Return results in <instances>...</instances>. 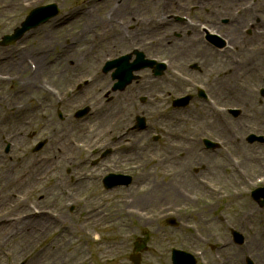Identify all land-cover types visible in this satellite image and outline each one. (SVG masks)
<instances>
[{
  "label": "rangeland",
  "instance_id": "374dc122",
  "mask_svg": "<svg viewBox=\"0 0 264 264\" xmlns=\"http://www.w3.org/2000/svg\"><path fill=\"white\" fill-rule=\"evenodd\" d=\"M93 1L0 0V38L2 35L11 32L32 7L55 2L61 8L60 14L56 18L30 31L19 43L9 46L8 48H0V57L6 56V59H13L14 63L17 59L21 58L25 66L24 71L13 63L8 65L9 61L2 62L4 67L0 69V73L4 75L5 78L3 82H0V121L5 123L6 126L0 127V152L4 147V143L8 141L18 143L19 141L27 139L28 136L35 135V138H46L48 140L50 139L52 142L49 144V147L45 148L42 152L33 154L32 152L25 153L23 150H19L17 153L12 154L15 156L7 157L3 159V162L0 160V205L5 203L8 207H14L16 211L19 210V205L24 204L26 206L24 209L33 214L34 211H47L43 217L48 221L49 208L56 209L66 226V228L63 229H54L50 233L49 229L44 230V234L46 235L38 241H33V243L28 245L25 249L19 248L17 241L20 235L34 233V230H22L25 226L21 224L15 225L12 228L7 227L5 229H0V264H133L129 256L136 247L137 239H142L148 248L142 253L141 264H172L170 257L173 248H182L192 252L197 257L198 264H213L212 261L216 256H221V264H245L244 256H250L256 264H264V238L259 240L257 244H252V228L260 225V221L264 218V207H260L252 200L250 195L255 186L257 184H259V186L263 185L264 181H261L262 183L256 181L253 184L248 181L254 180L255 177L260 176V173L264 172L261 163L253 161V163L247 164L244 163V159L236 156V161L239 160L238 165L245 168L246 172L238 174L236 181L233 178L230 180V177H228L226 181L221 178L220 181V179L212 177V175L203 174L204 176L201 177H205L212 187L218 185L222 186L223 183H227L228 186H230L229 189L224 186L220 191L222 194L221 197H217L212 188L201 182L196 183H198V186L204 185L207 191H202L196 187L193 188L191 185L190 187H186L188 192H192L191 195L185 194L187 197L181 195L183 192L182 189L177 192L176 197H174L171 192L167 191L168 185L166 184L169 183L172 177L168 174L174 172L177 166L173 162L162 163V159L164 158L163 155L168 152L166 150H170L168 149V137L162 135V138L158 142H155L152 134H158L160 131V121H158L159 113L165 109V114H168L169 108H171V100L179 96L180 91L185 92L189 90V88L181 87V89L175 90L174 81L176 80L175 71L177 67H174L172 56H166L165 51L167 49H165L163 53V50L157 49V47L152 44L154 40L151 42L152 35L149 34V31H152V33L158 31L151 29L144 35L137 36L133 32L132 26H126L129 32V37L127 38L126 36L124 38L126 48L117 51L113 55L111 54V57H118L121 54L131 52L134 48H138V50L144 52L146 58H156L160 61L161 59L168 60L167 69L163 75L164 78L161 80L163 86L161 90L157 87L160 83V79L157 77L154 78V85L150 84L153 88L150 86L145 89L144 86L151 77L149 74L148 77L146 75V73L150 71L148 69L141 70L138 73L141 76V80L137 83L135 82V84L131 86L132 92L140 86L143 87L141 93L136 96L138 97V100L136 99L138 104H135L134 108L125 107V110L119 108H117V110L115 109L116 104H122V98L126 99L125 96L127 92H120V95L115 96L117 93H113V85H108L109 88L104 90L105 96L102 94L104 96H102V99L101 95H95L96 88H93L94 84L82 85L81 89H77V84L83 82L82 77H79L82 67L85 65L86 71L93 68L92 71L84 75L91 76L94 74V70L98 65L94 67L96 62L93 63L89 60L90 57H94L96 60V57H98L97 55L86 58L85 55L81 54L87 46L83 39L89 34L88 30L84 29V14L85 10H87ZM186 1L190 4L185 10L182 9L178 11L176 5H172L173 12L176 11L175 13L180 14L172 17L170 15H172L171 13L173 12L170 11V7L168 9L164 3L157 4V2L151 6L143 3L141 6L136 7V2L130 0V9L127 10V13L133 12L134 15H141L147 11H157L164 8L166 12H168L166 14L168 22L162 25L160 33L164 34L163 36L160 34V36L164 38L168 35L169 41L176 42L180 41L179 39H186L189 35H186V33L182 34L180 31L174 32L173 30H168L171 28L170 22L174 25H182L181 29L184 30H187L186 26L190 25L192 18H199L201 19L200 21L207 22V19H204V15L196 16L198 15L197 11L194 9L191 10L190 8L194 6L192 4L196 3L198 5L199 2H201V4H199L201 6L202 2H205L204 0ZM28 2L31 4L29 7L26 6ZM258 2L259 0H255L253 7L258 4ZM124 3L125 2H123V4ZM243 3V0L236 4H228L227 1H223L218 7L226 6V9L229 11L231 8L230 15H235L233 8H240L244 5ZM204 7H207L204 9H210V7L213 6L207 2L204 4ZM186 9H190L191 11H186ZM110 11L109 16L111 15V17H109L108 20H102L104 18H100V11L95 12L94 22L89 23L90 30L96 29V32H100L102 29H108L112 25L116 26L119 23L123 25L126 17L124 15L126 13L124 8L119 6L117 12L113 10ZM246 12L252 13V11L249 10ZM185 16L188 20L185 19ZM169 17H171V20ZM260 17L264 20V13H260ZM247 18L254 17L249 14ZM249 23L251 22L246 21V26L247 24L250 26ZM92 25H94V27ZM258 30L261 31L264 37V25L260 28L258 27ZM241 31L243 30L241 29ZM243 34L246 37L250 36L245 30ZM68 35L69 37L67 38L66 36ZM89 36L90 34L88 37ZM43 41H46V45L44 49H39L37 46L42 44ZM261 43L264 45V38L261 40ZM73 44L77 45L78 48H75L77 53L72 55V61L77 62V60L82 58H84L85 61L82 59L83 61L81 60L79 63L74 64L61 62V59L58 60L57 58L60 56V51L71 50ZM101 52H104V50ZM37 55L44 59V69H42L41 77H36L39 86H42L39 90L37 88L34 89L33 85L26 78L32 75L29 70L30 64L34 66L32 71H36L37 69ZM26 59L31 63H27ZM105 59L104 57L100 60V69L98 68L99 73L97 76L102 78V76L108 75V80L110 82L112 80L111 76L109 74H103L101 69L106 61ZM59 61L60 63H58ZM50 64L53 66L55 65L54 70L56 74H54L53 78L46 72V68ZM88 65L90 66L89 68ZM58 73L63 74L62 76H58ZM142 77L147 78L142 79ZM186 83L188 82L186 81ZM22 90L25 91L23 94L21 92ZM50 90L51 92H49ZM55 91H57L58 94L60 92L66 93V99L64 100L66 102L61 110L65 114L70 115L62 122L55 117L54 122L50 124L49 113L52 109L56 108L57 103L56 96L58 94H55ZM175 91L178 92L175 93ZM18 92H21V94H18ZM144 95L147 96L148 99L151 98L150 104L152 105H143L142 102H140L139 98ZM255 95L263 99L264 102V97L262 98L258 93H255ZM159 101L163 102L162 106H159ZM85 105H90L92 107V113L84 122L82 120H75L72 117L73 112L77 108ZM99 106H102V108L98 109ZM192 107L193 105L188 109H180L177 113L180 116L189 114L188 110L192 109ZM261 111L263 112V110ZM105 112L110 115V119L107 120V123L97 120L100 119V115ZM140 113H145L149 121L151 132L149 133L146 131L142 134L138 133L128 136L130 139L132 138L133 144H138V152H133L131 157L133 163L140 164V166L136 169L132 186L123 188L119 191V196L132 198L131 201L129 200L126 202L127 204H124L118 201L119 198L114 200L115 196H112L110 192H105V190L94 181L85 180L76 185L72 180L71 183L69 182L68 175L63 169L62 161L60 157H58L67 149L64 147L62 149L63 152H61V149L58 148L62 145L60 143L55 148L56 143L60 139H66L67 142L68 140L84 141L86 143L85 147H89L91 144L84 138H89L92 141L95 140L92 144L94 145L98 143L97 136H99V141L103 140L102 130L93 135L95 139L91 138L90 135L86 137V133H78L77 131L89 129L90 132L88 134L92 136L93 133L91 131L99 124L103 123L105 124V128L109 127V131H113V135L116 137L124 128L122 125L129 124L133 119L132 117ZM241 118L246 119L244 116H241ZM115 120L119 121L116 122L118 125H112L116 124L113 123ZM27 121L29 125L25 126ZM243 121L245 122V120ZM250 124L256 127H252V130L258 131L255 120ZM180 128L181 126L178 127V129ZM70 130V137H66V135L63 136L64 132L66 133V131ZM167 130L168 127L166 128V131ZM107 134L109 135V133ZM70 149L71 151H84L81 147H70ZM178 154L181 153L177 152L175 155L178 156ZM258 156L259 155H256V157ZM49 158H51V160H49ZM155 158L161 159V161L158 162L154 160ZM215 158L216 159H209L205 157L204 160H208L209 162L212 161L213 163L215 160L223 161L224 164H230V166L233 163L232 161L235 160L234 158ZM33 161L36 163L41 162L45 167L37 174V185L33 188H29L27 185L30 184L24 185L21 183V180L28 175L29 170L27 166ZM181 162H183V160H181ZM28 163L30 164L27 165ZM22 165L27 166L19 169ZM48 166H50V169ZM194 168H196V166L192 168L191 174L197 177L200 172L195 171ZM87 171L88 169H86V173ZM229 172L230 170L228 169L225 175H228ZM102 173V171L96 168L90 171L89 174L97 178ZM42 176L46 177L40 181L39 177ZM4 177L5 179L9 177L11 182L7 184ZM227 193L231 195L238 194L237 199H230L225 195ZM39 195L46 196L44 198L45 200H40ZM78 197H80V201ZM21 198L23 199L21 200ZM211 198L216 200L214 204H208L207 201L213 200ZM191 199L210 205L207 223L196 221L197 217L194 213L196 207L189 201ZM248 204L255 208L253 219L251 221L238 220V214L246 209ZM96 210H103L110 216L111 221L103 224L97 223L95 228L87 230H85V228L83 230L80 229L81 224L86 221L91 214L98 212ZM41 213L40 215L43 214ZM26 215L27 214H18V217L24 219ZM169 215L181 221L179 227L174 228L168 226L164 222L165 217ZM196 222L199 226H203L205 231L209 232L207 237H200L194 234L195 230H197ZM2 224L3 221L0 222V226ZM89 226L90 225L86 228ZM29 229H33V227H29ZM66 229L69 234L71 233V237L69 241L60 248L59 261L54 262L53 260H49V241ZM231 229H236L243 233L245 236V243L243 245L237 246L232 241ZM40 232L42 233V231ZM222 247L223 249H221ZM222 250L226 251V255H224Z\"/></svg>",
  "mask_w": 264,
  "mask_h": 264
},
{
  "label": "bare ground",
  "instance_id": "6f19581e",
  "mask_svg": "<svg viewBox=\"0 0 264 264\" xmlns=\"http://www.w3.org/2000/svg\"><path fill=\"white\" fill-rule=\"evenodd\" d=\"M93 1V0H91ZM130 0H95L93 1L90 6L85 10L84 14V19L85 23L84 29L88 30L90 36L88 35L83 39L85 44L87 45L85 50L81 53L86 56V58L92 56V55H97L96 60L94 57H90V61L95 63L94 67L102 60V58L106 56H111V54H115L117 51L126 48V43L124 41V38L126 35H129V32L127 31L126 26H132L133 27V32L137 36L144 35L148 30L154 29L158 32L152 33V31H149L152 36H151V42L154 40V46L158 48H165L167 49V46H173L175 45L173 42H167V37L165 36L162 38L164 33H160L162 30V25L166 24L168 22V18H166V10L163 8L161 10H152V11H147L144 14L141 15H134L133 12L127 13V10L130 9ZM133 2H136V7L141 6L143 3L146 5H153L157 2V4H162L164 3L166 8L169 9L170 11L173 12L172 5L178 6V10L183 8V6H186L185 1L186 0H131ZM223 1H227L228 4H236L238 2H241L242 0H208L209 4H211L212 10L211 12L213 14H218L222 12L223 10H219L218 5L222 3ZM250 0H243L244 5H248ZM123 2H125L123 4ZM127 2V3H126ZM123 7L126 13L124 14L125 20L123 25L119 23L118 25H112L108 29H102L100 32H96V29L90 30L89 23L94 22V13L95 12H101L100 18H104L102 20H108L109 13L111 12L110 10H113L117 12L118 7ZM113 7V8H112ZM256 9L255 11H252V13H247L245 10L240 13L239 16L237 17H232L227 15V13H230L229 11H225L224 15H227L230 17V24L228 27H226V31L230 34H233L234 36V42H231V44L235 45L236 52L238 54V57L242 61H239L235 58L232 57L235 54L232 53L230 54V60L228 62V69L226 72L228 73L226 79H224L225 84L229 87L230 93L237 92V94H240L243 98H247L248 100L253 94V86L254 84L252 83L254 79H257L260 75H264V45L261 43V40H263V36L261 34V31L258 30L257 28H254L255 22L253 23V32L249 37L244 36L241 31H240V23L246 19L247 16L253 15L254 20L260 17V13H264V0H259L258 4H256L254 7ZM79 10V9H78ZM81 12V11H80ZM252 17V16H251ZM261 18V17H260ZM264 18V17H263ZM171 19V17H169ZM264 21L263 19H261ZM108 22V21H107ZM171 28L168 30H175L179 29L180 26L178 24L174 25L171 24ZM94 27V25H92ZM190 28H193L190 26ZM223 28V27H222ZM220 27V29H222ZM194 29V28H193ZM161 34V36H160ZM201 33H192L190 37L188 38V41L192 45H201L202 52L203 54H206V50L212 53V50L205 47L203 45V42H201L200 39ZM160 36V37H159ZM67 38L69 37L66 36ZM46 41H43L42 44L38 45L37 47L39 49H44ZM71 50L68 49L66 51H60L61 56H59L57 59H61V62H69V63H74L77 64L79 63L82 59L77 60V62L72 61V55L74 53H77L75 48H78L77 45H72ZM104 50V52L100 51ZM190 49H182L181 52L179 49H168L166 50V55H176L177 53H181L183 55H187L190 53ZM218 52V51H216ZM223 55L226 56V52L222 51ZM101 56V57H100ZM244 58H243V57ZM37 69L36 71L32 74L27 76V80L30 81V83L33 85L34 89H40L42 86L38 84L37 78L36 77H41L42 69L43 68V61L44 59L41 56H37ZM178 58H181L179 55ZM228 58V57H227ZM82 60V61H83ZM174 60L178 62V60ZM56 61V60H55ZM85 61V60H84ZM240 62L238 67L235 65ZM60 63V61L58 62ZM60 65V64H59ZM19 66L21 69L25 71V66L23 60L19 62ZM55 66V65H54ZM52 64L48 65L46 68V72L49 73L50 77H54L55 73V67ZM90 66L88 65V68ZM31 69V66H29V70ZM67 69V68H66ZM82 70L86 71L85 65L82 67ZM44 71V70H43ZM75 71V70H73ZM82 71V72H84ZM85 73V72H84ZM147 77L149 76L148 73H146ZM62 76V75H61ZM147 77H142V79L147 78ZM154 79H148L147 83H150L151 85H154ZM109 80L108 76H103L100 80L95 82L94 88L97 90V94L99 95L100 93L105 90L108 85H109ZM159 85H157L158 87ZM231 87V88H230ZM22 94L25 91H21ZM21 92H18V94H21ZM264 107V106H263ZM120 108V107H117ZM255 116L254 119L257 123L259 124H264V113H260V109L255 110L254 112ZM251 115V114H250ZM249 115V116H250ZM248 116V117H249ZM179 119L180 124H183L187 121L188 118L182 117V116H177ZM250 117H253L252 115ZM190 118L194 121L199 119V116H190ZM110 119V115L105 113H102L100 115V121L107 123V120ZM220 123V122H219ZM235 137V135H232L231 137H228L229 139H232ZM185 143H187V140H184V143H181L177 149H183L185 147ZM239 144V142H238ZM242 147L241 145H239ZM256 158V159H255ZM183 162L176 158L173 154V150L170 151V153L166 154L164 157L163 161H173L176 166H178V170L174 174L173 178L170 181V184L168 186L169 192L176 197L177 192L179 189H184L182 192V196L185 195L188 191L186 190V187H190L191 185L193 188H199L198 184L196 183L198 179H200L201 175L197 176L195 178V181L191 179V174L189 170L196 164H199L200 162H203V160H200L199 155L192 154V153H187L184 158ZM242 159H244V163L251 164L254 162H259L261 163L262 169H264V150L260 151L259 156L256 157L253 153H245L242 156ZM254 159V160H252ZM50 163V162H49ZM28 163L27 165H29ZM27 165H22L19 167V169H22L23 167H26ZM205 170L203 171L204 173H209L214 176H220L221 175V168L226 166L222 163H219L217 161H214L213 163L206 162ZM44 164L36 163V162H31L29 166H27L28 175L21 180V183L29 186V188H33L34 186L37 185L36 177L37 174L40 173L42 168H44ZM50 169V166H48ZM261 169V170H262ZM232 173H236V170H233ZM260 177L264 178V172L260 173ZM41 178V177H39ZM5 179V177H4ZM175 181V182H173ZM199 181V180H198ZM11 180L7 179V184L10 183ZM187 194H191V192H188ZM26 207L24 204L19 205V210L15 211L14 207H8L5 203L3 205H0V222L3 221V224L0 226V229H5L7 227L12 228L15 225L21 224L25 227L22 228V230H34V233H25L20 235L19 240L17 241V245L21 249H25L28 245L32 244L33 241H38L42 239L46 234H44V230L49 229V233L53 231L54 229H63L66 228L65 224L61 220L60 214L58 210L56 209H51L49 208V221L44 219L43 216H45V212L47 211H37L34 214L29 213L28 210L24 209ZM21 211V212H19ZM98 211L97 213L91 214L85 222H83L80 226V229L86 228L88 225L90 226H95L97 223H105L110 220V216H108L103 210ZM43 214H42V213ZM36 213H39L38 215H35ZM40 213L42 215H40ZM255 213V208L252 205H247V208L242 210L237 218L240 221H251L253 219ZM18 214H27L24 219L18 217ZM48 216V215H47ZM30 217V218H29ZM28 218V219H27ZM38 218V219H37ZM29 227H33V229H29ZM8 228V229H9ZM42 231V233L40 231ZM71 233H68V230L62 231L57 237L51 239L49 241V260H53L54 262L59 261L60 259V253L59 250L62 248L65 243L69 241V238ZM252 244H257L259 240H262L264 238V218L260 221V225H257V227L252 228ZM224 255H226V251L222 250ZM213 264H221L222 263V258L221 256H216L215 259H213Z\"/></svg>",
  "mask_w": 264,
  "mask_h": 264
},
{
  "label": "flooded vegetation",
  "instance_id": "af4514ba",
  "mask_svg": "<svg viewBox=\"0 0 264 264\" xmlns=\"http://www.w3.org/2000/svg\"><path fill=\"white\" fill-rule=\"evenodd\" d=\"M203 60L205 61L206 55L205 54H201ZM219 66V65H218ZM218 66L215 64V66H213V64L205 61L203 68L196 67V69L200 70V71H206V72H211L214 69L217 70ZM223 75H212L209 78V82H207V86L204 87V90L207 94V98L205 99L206 102H211L214 103V105L217 106H225L227 105V103L229 102L227 96H226V88L223 86ZM210 96L214 99L211 100ZM204 123L200 126V128L197 125H194L195 127H193V131L195 132V134H203L202 136H200V139L204 145V147H206V144L204 142L205 138H210L213 140H219L222 142H225L227 139H229L228 137L232 134V135H236L238 132V129L240 130L241 127L238 126L237 127H231L229 124L221 122L218 123L217 125H211L206 123V120H203ZM223 121V120H221ZM220 122V121H218ZM219 147V146H218ZM217 147V148H218ZM220 148V147H219ZM126 153L125 150H121V151H116V150H112V147L110 149V153H109V157H108V165H110V167L115 170V171H120L122 173H130V166L129 164V160L127 158H124L123 155ZM79 159L78 157H73V158H66L65 162L68 165H75L74 167L81 169L84 168L87 164L88 161L86 160H77ZM101 162H98V164H100Z\"/></svg>",
  "mask_w": 264,
  "mask_h": 264
},
{
  "label": "water",
  "instance_id": "95a60500",
  "mask_svg": "<svg viewBox=\"0 0 264 264\" xmlns=\"http://www.w3.org/2000/svg\"><path fill=\"white\" fill-rule=\"evenodd\" d=\"M52 8H54V6H52ZM48 9H49V7H48ZM55 12H56V10H54V12L53 13H49V14H46L45 13V10L44 11H39V12H34V15H36L35 16V19L34 20H36V22H35V24H37V23H39L41 20L43 21V20H45L47 17H49V16H52V15H54L55 14ZM43 17V18H42ZM28 20H29V18H28ZM28 20L26 21V23H25V26H29L28 25ZM30 21V20H29ZM34 24V25H35ZM28 27H25V28H22V29H20V30H18L17 31V34L15 35V36H13V37H8L9 39H16L17 37H19L20 35H22L23 34V32L27 29ZM141 59V58H140ZM139 59V60H140ZM143 64H141L140 66H142ZM139 66V67H140ZM134 68V67H133ZM132 68H129L128 69V71H130ZM238 236V241H242V236H240V235H237ZM179 254V256L180 257H185V258H187V255H185V254H183V253H181V252H179L178 253ZM136 263H138V262H136ZM175 264H187L186 262H184V260H182L181 258L180 259H178L177 261H175ZM189 264H191V263H189Z\"/></svg>",
  "mask_w": 264,
  "mask_h": 264
}]
</instances>
